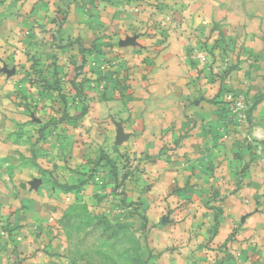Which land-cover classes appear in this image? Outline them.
<instances>
[{"label":"crops","instance_id":"obj_1","mask_svg":"<svg viewBox=\"0 0 264 264\" xmlns=\"http://www.w3.org/2000/svg\"><path fill=\"white\" fill-rule=\"evenodd\" d=\"M1 7L10 12L0 10V41L25 22L50 38L66 66L90 54L105 60L85 63L87 77L109 76L115 90L98 82L113 94L92 100L75 132L100 137L77 151L89 161L101 153L138 158L141 174L123 180L116 198L121 211L152 227L146 241L165 252L159 262L191 263L192 247L201 262L208 236V264H264V171L253 158L264 140V0H7ZM121 68L123 80L114 75ZM177 84L181 96L172 93ZM239 98L246 112L236 122L229 108ZM98 107L110 121L82 127ZM17 198L0 181V264H80L71 240L56 235L62 226L17 222Z\"/></svg>","mask_w":264,"mask_h":264},{"label":"rangeland","instance_id":"obj_2","mask_svg":"<svg viewBox=\"0 0 264 264\" xmlns=\"http://www.w3.org/2000/svg\"><path fill=\"white\" fill-rule=\"evenodd\" d=\"M6 8L0 10L10 12ZM28 27L21 22L13 37L0 41V181L18 197L16 208L21 213L17 222L34 221L54 228L59 224L66 232L56 231V235L65 234L71 240L80 264H164L159 261L165 252L154 253L148 248L146 240L153 234L152 227H142L134 212L121 211L117 199L124 190L123 176L141 174L138 158L118 153L111 161L116 180H120L114 183L105 179L98 164L102 154L89 161L87 151H77L85 149L87 140L100 137L90 131L75 132L94 99L113 94L103 92L105 84L98 82L104 78L108 89L115 90L117 82L109 76L87 77L94 64L99 67L105 60L90 54L84 63L72 60L66 66L68 61L52 48L50 38L32 31L34 26ZM85 63H90V70ZM121 69L114 75L123 80L126 70L121 73ZM183 89L177 84L172 93L181 96ZM92 114L82 127L110 121L99 107ZM163 149L170 154L172 148ZM151 158L146 154L143 159ZM6 221L14 222L13 214H7ZM156 239L150 237V241ZM204 244L201 262H197V250L191 251L192 247L195 261L166 264H208V236Z\"/></svg>","mask_w":264,"mask_h":264},{"label":"built area","instance_id":"obj_3","mask_svg":"<svg viewBox=\"0 0 264 264\" xmlns=\"http://www.w3.org/2000/svg\"><path fill=\"white\" fill-rule=\"evenodd\" d=\"M196 58H198L201 62H205V56L203 54L198 53ZM229 112L234 121L241 122L245 120L246 104L241 98H239L233 102L232 106L229 108ZM253 158L259 163L260 167L264 171V144L259 143L256 145Z\"/></svg>","mask_w":264,"mask_h":264},{"label":"trees","instance_id":"obj_4","mask_svg":"<svg viewBox=\"0 0 264 264\" xmlns=\"http://www.w3.org/2000/svg\"><path fill=\"white\" fill-rule=\"evenodd\" d=\"M90 50L93 51L92 48L88 49V52H91ZM83 113V111H81V114ZM260 144H264V141L259 142ZM102 154V153H101ZM98 164H100L101 169L104 171L105 173V179L112 181L114 183H116V177H115V173L113 171V166L111 161L102 154V156H100V161L98 162ZM137 165V164H136ZM137 168V166H135ZM137 171V169H136ZM128 179V176L125 174V176H123V180ZM118 185V184H117ZM122 195H124V190L122 188L121 192ZM115 196V195H114ZM126 200V199H125ZM123 201V200H122ZM127 201V200H126ZM127 204H132L131 202H128ZM221 264V263H219Z\"/></svg>","mask_w":264,"mask_h":264}]
</instances>
